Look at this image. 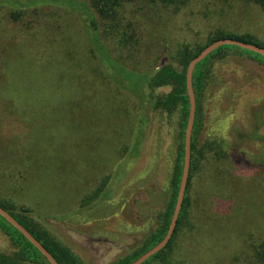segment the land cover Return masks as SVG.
Masks as SVG:
<instances>
[{
    "label": "rangeland",
    "instance_id": "1",
    "mask_svg": "<svg viewBox=\"0 0 264 264\" xmlns=\"http://www.w3.org/2000/svg\"><path fill=\"white\" fill-rule=\"evenodd\" d=\"M10 8L9 0H0V65L6 54L14 61L0 66V132L13 136L0 141V200L16 213L29 208L30 217L86 264H109L139 248L156 225L150 208L157 209L168 192L177 120L170 122L147 106L134 176L109 189L111 199L81 206L82 198L111 173L114 159L135 144V125L117 122L113 126L129 131L113 134L110 124L118 119L107 108L116 100L100 87L88 86L91 60L74 13L60 5L40 7L41 16L15 23L8 17ZM217 9L214 0H193L176 14L149 6L135 17L143 31L130 63L141 72L156 69L173 61L179 45L200 43L217 27L249 33L264 43V10L259 6L239 1L222 16ZM13 43L21 44L24 59L16 61ZM258 61L231 50L215 65L221 82L206 102L200 142H230L252 155L247 165L209 153L192 175L189 220L175 242L177 264H256L264 240V141L258 138L264 135V65ZM170 89L160 86L157 93ZM0 250L13 251L2 230Z\"/></svg>",
    "mask_w": 264,
    "mask_h": 264
},
{
    "label": "trees",
    "instance_id": "2",
    "mask_svg": "<svg viewBox=\"0 0 264 264\" xmlns=\"http://www.w3.org/2000/svg\"><path fill=\"white\" fill-rule=\"evenodd\" d=\"M191 1L193 0H9L11 8L8 17L15 23L27 20L28 16H41L43 12L40 10V7L48 6L49 8L52 5H60L67 11L74 13L81 23L91 60L87 67L90 71H88L90 76L88 79L90 85L88 84V86L93 87V84L97 88L100 87L101 91H105L111 100H116L112 109H109L111 101L108 106L109 108H107L112 113V117L114 114L116 116L115 118L118 119V121L115 120L114 123L110 124L114 128H111L114 131L113 134L118 135L120 132L129 131V129L122 131L121 127L119 129L116 128L117 126H113V124L117 125V122H125L127 124L124 123L126 126L129 123L135 125L133 127L136 129L135 144H130L117 160L114 159L116 162L111 173L105 175L97 187L82 198L81 206L90 208L94 203H98L107 198L111 199L113 192H108L109 189H115L117 182H124L134 176L141 152V139L144 137L143 125L148 119L145 111L147 106L164 113L170 122L175 118L177 120L175 136L176 154L172 162H170L168 192L163 202L157 206V209L153 211L150 208L156 225L146 234L139 248L131 251L127 255L119 257L109 264L133 263L144 253L160 243L168 232L184 167L185 132L190 107L186 86V71L189 62L207 46L224 38H232L264 48V43L249 33H236L217 27L210 31L204 41L200 43L195 45H179L172 55V62L164 61L156 69L145 70L143 72L138 71L136 65L130 63L136 59V52L141 45L143 31L141 23L135 17L139 16L149 6H157L176 14L184 5ZM214 1L218 4L217 13L219 16H222L220 14L226 9H234L239 1L252 3L264 10V0ZM10 46L11 53L17 51L16 61H18V58L19 60L24 59L20 43H13ZM231 50L247 54L256 61H258L256 57L259 56L263 60L258 62L264 65V55L234 44L221 45L196 63L192 73L196 107L190 142L189 174L183 202L175 229L168 243L141 264H177L174 260V248L179 231L185 222L189 220V208L191 206L189 188L191 178L209 153H213L219 159L229 158L234 163L249 164L248 161L251 159L252 154H248L245 150H238L230 142H222L217 139L207 138L200 142L198 136L202 120L205 116L206 102H208L210 96L215 91L216 86L221 82L216 74L215 65L226 59L230 55ZM6 55L4 56L5 63L3 62L1 64L3 67L4 65L9 67L14 62L9 60L8 54ZM13 55L11 54V56ZM24 73L25 71L22 70L21 78H24ZM32 76V73L28 74L29 79ZM166 85L170 86L171 89L163 94H158L157 89L160 86ZM18 88L16 87L15 91H18ZM134 99L137 101L135 102ZM2 104L4 102L0 105ZM137 111L138 113H136ZM15 120L17 119L15 118ZM253 132H256L255 128H253ZM253 132L251 135H254ZM243 134L241 133L238 136L239 140L245 138V134ZM11 137L13 136L9 135L8 138L4 137L0 132L1 142L6 143L12 139ZM258 138L264 141V135ZM14 152H10L9 157H12ZM127 156H130V161L126 163L125 159ZM120 159L121 161H119ZM262 162L264 163V159ZM117 172L118 174L121 172V175L118 176L116 174ZM104 194L107 197L102 198ZM10 205L0 200V206L33 235L50 252L58 264H86L69 245L34 218L30 217L28 215L30 212L29 208L21 207V213H16L12 211ZM0 221L7 224L5 226L0 222V230L9 237L13 247V251L9 253L0 250V264H51L19 230L1 215ZM255 256L256 264H264V240L259 246V253L255 254Z\"/></svg>",
    "mask_w": 264,
    "mask_h": 264
},
{
    "label": "water",
    "instance_id": "3",
    "mask_svg": "<svg viewBox=\"0 0 264 264\" xmlns=\"http://www.w3.org/2000/svg\"><path fill=\"white\" fill-rule=\"evenodd\" d=\"M224 44H234L238 45L240 47H243L245 49L255 51L257 53H260L264 55V48L256 45H252L249 43H245L240 40L232 39V38H224L215 41L211 45L207 46L205 49H203L197 56H195L188 64L187 71H186V86L189 96V116L186 126V132H185V154H184V167L181 177V182L179 186L178 196L176 205L174 208L173 217L168 229V232L164 239L158 243L156 246H154L152 249L144 253L141 257H139L136 261H134L131 264H141L144 261H146L149 257H151L156 252L160 251L169 241L171 238L173 231L175 229L177 219L179 216V211L183 202L184 198V192L188 181V174H189V166H190V142H191V133H192V127L195 117V93L192 85V73L193 69L199 61H201L204 57H206L211 51L216 49L217 47L224 45ZM0 215L4 217L9 223H11L17 230H19L48 260L51 264H58V262L55 260V258L50 254V252L31 234L27 229H25L16 219H14L6 210H4L0 206Z\"/></svg>",
    "mask_w": 264,
    "mask_h": 264
}]
</instances>
